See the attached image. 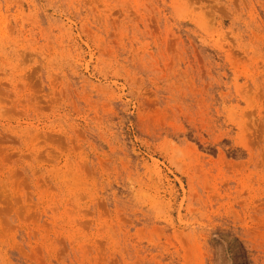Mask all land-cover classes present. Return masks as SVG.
Here are the masks:
<instances>
[{
    "label": "rangeland",
    "instance_id": "rangeland-1",
    "mask_svg": "<svg viewBox=\"0 0 264 264\" xmlns=\"http://www.w3.org/2000/svg\"><path fill=\"white\" fill-rule=\"evenodd\" d=\"M0 264H264V0H0Z\"/></svg>",
    "mask_w": 264,
    "mask_h": 264
}]
</instances>
